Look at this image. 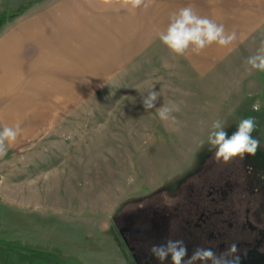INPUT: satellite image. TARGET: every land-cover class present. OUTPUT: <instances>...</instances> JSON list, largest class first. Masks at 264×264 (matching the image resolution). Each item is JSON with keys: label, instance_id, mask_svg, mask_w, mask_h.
<instances>
[{"label": "rangeland", "instance_id": "1", "mask_svg": "<svg viewBox=\"0 0 264 264\" xmlns=\"http://www.w3.org/2000/svg\"><path fill=\"white\" fill-rule=\"evenodd\" d=\"M66 1L1 0L0 11L15 15L0 27V38L33 21L39 9ZM189 5L235 31L237 40L174 58L157 32ZM109 7L95 35L90 24L81 39H56L46 62L40 57L48 39H19L15 45L30 55L31 68L16 77L13 93L0 90V128L21 127L0 157V246L33 262L59 264L57 253L45 251L74 253L104 239L109 262L120 255L131 264L111 220L125 202L168 185L173 195L218 173L242 182L253 168L264 184V147L251 156L260 166L247 154L225 164L212 159L207 143L215 120L231 136L240 120L254 117L252 135L264 145V72H250L245 63L264 42V0H151L135 12L138 18ZM152 85L161 95L145 110L142 95ZM169 101L180 105L176 124L157 115Z\"/></svg>", "mask_w": 264, "mask_h": 264}, {"label": "flooded vegetation", "instance_id": "2", "mask_svg": "<svg viewBox=\"0 0 264 264\" xmlns=\"http://www.w3.org/2000/svg\"><path fill=\"white\" fill-rule=\"evenodd\" d=\"M248 172L251 178L242 182L234 173H218L206 181L186 180L173 195L168 185L122 204L111 220L131 264H160L149 249L167 239L183 240L188 257L197 247L219 254L235 243L239 264H264V184L255 178L258 170Z\"/></svg>", "mask_w": 264, "mask_h": 264}, {"label": "clouds", "instance_id": "3", "mask_svg": "<svg viewBox=\"0 0 264 264\" xmlns=\"http://www.w3.org/2000/svg\"><path fill=\"white\" fill-rule=\"evenodd\" d=\"M106 3L118 5L133 14L139 9H147L151 6V0H106ZM157 37L175 58L186 57L189 54L200 55L213 44L227 48L237 40V33L227 32L223 24H218L207 16L199 15L194 7L189 5L173 12L166 29L157 32ZM245 63L250 72H264V42H261L256 53L249 56ZM164 66L169 65L165 63ZM153 86L146 91L147 95H142L145 110L153 109L161 95L160 92L152 90ZM253 110H260L259 101L253 105ZM179 111L180 105L169 101L157 109V115L165 124L169 122L176 124L178 121L174 113ZM225 129V122L217 119L212 123L207 136L209 151L213 153L212 159L217 162L222 161L227 164L237 157L243 160L246 154L255 156L257 151L264 147L260 139L252 135L256 130L254 117L240 120L237 130L231 136ZM20 133L19 123L0 128V157L6 155L7 149L16 142ZM203 143L204 141H201V146ZM238 251L235 243L230 244L219 254L210 247H197L188 257L187 245L181 239H167L162 244H153L149 249L150 254L160 261V264H164L169 257L171 264H198V262L199 264H209V262L210 264H239ZM185 257L188 258L185 259Z\"/></svg>", "mask_w": 264, "mask_h": 264}, {"label": "crops", "instance_id": "4", "mask_svg": "<svg viewBox=\"0 0 264 264\" xmlns=\"http://www.w3.org/2000/svg\"><path fill=\"white\" fill-rule=\"evenodd\" d=\"M109 6L108 4H95L93 0L85 2H79V0L66 1L65 3L59 2L54 6L39 9L40 15L33 21L27 22L24 20L20 26L15 27L7 35L1 37L0 39L5 40L0 42V90L13 93L15 91L16 77L25 75L24 70L31 68L30 58H26V56L30 55H25L17 47L20 43L19 39H48L41 48L44 55L40 57L46 62V60L51 58L48 55V51L53 49L51 45L50 49L48 48L49 44H55L57 42L56 39H81L80 36L84 32H87L86 28L90 24H92L93 28L91 33H94L100 27L101 18L107 17L109 19V12L111 11ZM100 11L103 15L99 13ZM42 12L45 14H42ZM137 16L138 14L136 13L132 14L133 18ZM105 232L109 234V229ZM102 244L98 248L92 245L88 249L85 247V249L75 251L74 253L69 249L53 250V247L49 250L41 251H45L51 255H54L52 253H57L59 255V264H126L125 260L122 261L120 255H118L114 263L109 262V256H107L105 246ZM47 262L43 260L33 262L25 252L16 254L9 248L5 249L0 246V264H54L50 261Z\"/></svg>", "mask_w": 264, "mask_h": 264}, {"label": "trees", "instance_id": "5", "mask_svg": "<svg viewBox=\"0 0 264 264\" xmlns=\"http://www.w3.org/2000/svg\"><path fill=\"white\" fill-rule=\"evenodd\" d=\"M14 15H15V13H12V12L10 14H6V13L0 11V27L3 25L5 20L11 19Z\"/></svg>", "mask_w": 264, "mask_h": 264}]
</instances>
